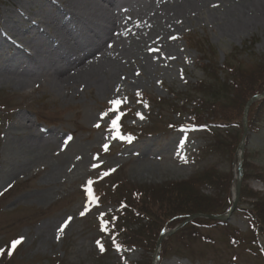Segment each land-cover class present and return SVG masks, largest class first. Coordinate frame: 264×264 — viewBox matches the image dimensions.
Here are the masks:
<instances>
[{"label":"rangeland","instance_id":"1","mask_svg":"<svg viewBox=\"0 0 264 264\" xmlns=\"http://www.w3.org/2000/svg\"><path fill=\"white\" fill-rule=\"evenodd\" d=\"M114 1L0 0V102L13 108L0 113V250L12 237L20 241L0 264H153L156 246L108 248L117 234L102 222L116 207L90 202L87 189L99 184L111 191L114 174L159 185L213 166L223 188L221 195L206 194L215 204L232 205L243 122L196 128L191 109L199 91L209 85L216 91L226 81L225 64L247 71L264 64V0H127L97 52L81 57L85 51H77L68 55L69 64L54 61L59 48L51 47V38L64 41L63 29L83 27ZM55 16L63 22L58 30L45 21ZM33 21L43 28L37 34ZM186 96V108L171 113L165 102L181 105ZM126 108L135 130L156 128L137 137L120 133L112 121ZM231 137L240 138L233 154L226 151ZM216 138L219 152L202 155ZM246 141L250 168H241L240 185L251 169L247 185L264 196V127L248 130ZM27 147L45 153L27 155ZM33 157L42 160L23 165ZM236 208L224 220L228 234L219 226L202 230L211 242L176 243L159 264H264V250L230 243L231 234L240 236L234 229L248 227Z\"/></svg>","mask_w":264,"mask_h":264},{"label":"trees","instance_id":"2","mask_svg":"<svg viewBox=\"0 0 264 264\" xmlns=\"http://www.w3.org/2000/svg\"><path fill=\"white\" fill-rule=\"evenodd\" d=\"M224 67L225 69L230 68L227 70L231 72L230 75L227 74L229 77L226 81L222 85H218L216 91H213L212 85H209L207 90L199 91L202 93L199 99L193 100L195 106L194 109H191L192 124L196 128L208 126L207 123L230 125L234 122L241 124L246 102L264 90V64L249 71L244 70L242 66L234 67L225 64ZM203 70L209 73V67ZM214 75H216V70H214ZM199 86H195L196 90H199ZM209 94L212 96L207 97ZM221 94L223 96L222 100L219 98ZM189 99L187 96L183 97L181 106L173 102L171 104L172 110L180 113L181 110L186 108ZM247 116L248 130L256 131V129L259 130L264 127V99L253 103L249 107ZM166 124L173 126L170 121ZM155 128L156 125H152V129ZM149 130L140 131L139 134L148 133ZM231 139L232 142L229 141L230 144L226 147V151L230 150L233 154L240 138L231 137ZM218 142L219 138L214 139L213 143H210L211 149L208 144V146L200 149L201 154H204L205 157L214 154L213 149L218 145ZM215 150L219 152L220 149L215 148ZM221 153L228 155L223 151ZM247 155L246 152V160ZM245 168H250L247 161L244 162L242 169L246 170ZM248 170L243 174L240 202L236 208L247 221L248 227L243 233L239 232L237 228L234 229V233L240 236L231 234L230 243L245 244L249 250L256 252L264 250L261 246V241L264 240V196L253 191L247 185L249 174H253L251 169ZM224 177L227 178V176ZM259 179L264 181L263 176ZM220 181L222 179L220 180V175L213 166L195 174L187 181L166 182L159 185L131 183L119 178L118 174H114L110 184L111 191L99 187L94 194L98 201L113 203L118 207L105 221L106 227L112 229L117 234L116 238H118V241L108 248L110 249L113 246L126 248L127 246H137L145 251H152L163 228H172L195 214L206 216L224 213V211L230 209L231 205L215 204L212 202V196L206 194V191L213 189L221 195L220 190L223 187L221 188ZM227 225L225 221L221 220H209L206 217L195 218L184 224L174 235L168 236L162 242L160 257L163 259L176 243L186 244L188 241L197 239L211 242L212 239L202 232L207 228L219 226L224 233L228 234ZM183 246L188 248V245ZM262 255L264 260L263 252Z\"/></svg>","mask_w":264,"mask_h":264},{"label":"water","instance_id":"3","mask_svg":"<svg viewBox=\"0 0 264 264\" xmlns=\"http://www.w3.org/2000/svg\"><path fill=\"white\" fill-rule=\"evenodd\" d=\"M263 96H264V93L261 94V95H259V96L254 97L253 100H255L257 98H261ZM249 103H248V105H249ZM248 105L245 108V116H244V119H243L244 131H243L242 142L240 144V147H238V148H240V151H241L239 165H238L239 176H238V179H237V182H236V186H235V196H234V199L232 200L233 201L232 207H231V209H230L229 212H227V213H225L223 215H208L207 216L208 218L218 219V220H225L230 215V213H232L234 211V209H235V207L237 205V201H238V197H239V191H240V182H241V180H240L241 179L240 174L242 172V169H240V168L242 167V159H243L242 156H243V152H244V148H243L244 147V141L243 140H244V137H245V135L247 133V120H246V116H247ZM197 216L198 215H192L191 217H189L188 219H186L182 224L186 223L187 221L189 222L190 219H193V218H195ZM172 232L173 231H170L167 234H171ZM159 236L160 237H159V239L157 241V251H158V246L160 245L161 240H162L164 234H161ZM154 264H156V263H154Z\"/></svg>","mask_w":264,"mask_h":264},{"label":"bare ground","instance_id":"4","mask_svg":"<svg viewBox=\"0 0 264 264\" xmlns=\"http://www.w3.org/2000/svg\"><path fill=\"white\" fill-rule=\"evenodd\" d=\"M112 32V30H110V31H107L106 29H105V31L102 33V35H101V37L99 38L100 40H99V44L98 43H96V45H94L93 47H92V49H94V51H93V53H95V52H97L98 51V49L100 48V46L102 45V43H103V40H105L106 39V37L107 36H109L110 35V33ZM105 37V38H104ZM101 42V43H100ZM57 44H59V43H57ZM56 44V45H57ZM27 150H25V153L27 154V155H29L30 153H32V155H34V154H36V155H41V158L43 157V154L45 153H43V150H41V149H38V147H37V149L36 148H26ZM38 150H41V151H38ZM24 153V154H25ZM239 153H240V151H239ZM24 154H22V155H19V158H18V161L19 162H22L21 161V157L24 155ZM25 158V157H24ZM23 158V165H26V164H31V163H33L35 160H39V159H41V158H31V159H28V160H25ZM42 160V159H41ZM14 161H16V158H15V160ZM57 172H53V174L51 173L50 174V176H54L55 174H56ZM58 173H60V172H58ZM57 173V174H58ZM233 190H234V188H233ZM234 193H235V190H234ZM234 193H233V195H234ZM158 264V263H157Z\"/></svg>","mask_w":264,"mask_h":264},{"label":"snow or ice","instance_id":"5","mask_svg":"<svg viewBox=\"0 0 264 264\" xmlns=\"http://www.w3.org/2000/svg\"><path fill=\"white\" fill-rule=\"evenodd\" d=\"M112 103L118 105V104H119V101H113ZM117 123H118L117 120H113V121H112V125H113L114 127L117 126ZM104 147L107 148V145H105ZM93 167H96V166L94 165ZM101 175H102V176H103V175H107V173H102ZM89 183L91 184V181H89ZM87 191H88V193H89L90 202H91L92 200H95L96 197H95L94 195H92V193H91V189H87ZM85 207L87 208V205H86ZM84 214H85L84 212H81V215H82V216H83ZM101 215H103V214H101ZM68 219L71 220L72 218L69 217ZM67 222H68V221H66L65 224H67ZM105 223H106V222H105ZM61 230H63V226L61 227ZM19 243H20L19 240L13 241V242H12V248L14 249V248L16 247V245L19 244ZM101 250H103V249H101ZM2 251H3V250H0V252H2ZM9 255H11V251H9Z\"/></svg>","mask_w":264,"mask_h":264}]
</instances>
